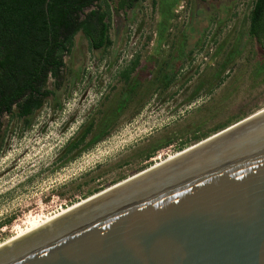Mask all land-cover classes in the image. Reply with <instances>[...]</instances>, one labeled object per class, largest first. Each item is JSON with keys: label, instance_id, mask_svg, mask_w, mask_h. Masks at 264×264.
<instances>
[{"label": "rangeland", "instance_id": "obj_1", "mask_svg": "<svg viewBox=\"0 0 264 264\" xmlns=\"http://www.w3.org/2000/svg\"><path fill=\"white\" fill-rule=\"evenodd\" d=\"M115 2L110 46L90 49L75 34L57 102L46 100L28 128L1 118L0 244L264 108V40L247 35L252 0H137L121 10ZM134 58L126 84L120 72ZM161 73L173 74L165 87ZM107 117L99 141L56 160L70 138L89 122L88 138L97 134Z\"/></svg>", "mask_w": 264, "mask_h": 264}, {"label": "water", "instance_id": "obj_2", "mask_svg": "<svg viewBox=\"0 0 264 264\" xmlns=\"http://www.w3.org/2000/svg\"><path fill=\"white\" fill-rule=\"evenodd\" d=\"M0 264H264V112L1 246Z\"/></svg>", "mask_w": 264, "mask_h": 264}, {"label": "trees", "instance_id": "obj_3", "mask_svg": "<svg viewBox=\"0 0 264 264\" xmlns=\"http://www.w3.org/2000/svg\"><path fill=\"white\" fill-rule=\"evenodd\" d=\"M135 1L116 0L113 7L127 9ZM111 8L110 0H0V127L1 118L7 116L16 118L23 128H28L32 115L46 100L57 102L66 68L64 58L71 53L75 34L81 33L90 49L102 50L110 46ZM247 20L248 37L263 45L264 0H252ZM179 51L183 54L182 47ZM239 52L236 46L230 49L224 63ZM261 63L264 65V59ZM135 66L136 58L120 72L126 84ZM78 71V68L72 70V78ZM172 77L171 73H161L160 85L167 86ZM134 86L130 85L123 92L115 113L127 102ZM110 122L111 117H107L101 123V130L88 138L93 126L89 122L62 146L56 160L73 159L91 147L101 139ZM1 141L0 132V147Z\"/></svg>", "mask_w": 264, "mask_h": 264}, {"label": "bare ground", "instance_id": "obj_4", "mask_svg": "<svg viewBox=\"0 0 264 264\" xmlns=\"http://www.w3.org/2000/svg\"><path fill=\"white\" fill-rule=\"evenodd\" d=\"M263 112H264V108H262L260 111H258L257 113H255V114L252 115L251 117H248V119H245L244 121H242V122H240V123H237V124L233 125L232 127H229L228 129H226V130H224V131H222V132H220V133H218V134H216V135L213 134L211 137H209L208 139H206V140H204V141L201 140V143H198L197 145L194 144V145H192V146H189L188 148H186V149H184V150H182V151H179L178 153H176V154H174V155H172V156H169V157L166 158L164 161H161L160 163H157V164L153 165V166L150 167L148 170H147V169H146V170H143V171L140 172V174H139V173H138V174H135V175L132 176V178H130V179H129V178L124 179V180H122V181H120V182H118V183L112 185L111 187L106 188V189H104V190H102V191L96 193V194H98V195L94 194L95 196H94V195L90 196V197H89L90 199H89V198H88V200L86 199L87 201H86V200H84L85 202H82V201H81L82 203L79 202V203H77V204H75V205L69 207L68 209L65 210V212H61L59 215H57V216H55V217H53V218H48V220L45 221V222H43L42 224H38L37 226L30 228L28 231H26V232H22V233H21L20 235H18L17 237H14L13 239H11V240H9V241L0 244V247L3 246V245H5V244H7V243H9L10 241H12V240H14V239H16V238L22 236V235H25V234H27V233H29V232H31V231H33V230H35V229H37V228L43 226L44 224H46V223H48V222H50V221H52V220H54V219H56V218H58V217H60V216H62V215H64V214H66L67 212H70V210H73L74 208H77L78 206H81L82 204H85V203L88 202V201L94 200V199H96V198H98V197H100V196H102V195H104V194H106V193H108V192H110V191H112V190H114V189H116V188H118V187H120V186H122V185H124V184H126V183H128V182H130V181H132V180H134V179H136V178H138V177H140V176H142V175H145V174H147V173H149V172H151V171H153V170L159 168L160 166H162V165H164V164H166V163H168V162L174 160L175 158H177V157H179V156H181V155H183V154H185V153H187V152H189V151H191V150H193V149H195V148H197V147H199V146H201V145H203V144H205V143H207V142H209V141H211V140H213V139H215V138H217V137H219L220 135H222V134H224V133L230 131L231 129H233V128L239 126V125H241L242 123L246 122L247 120H250L251 118H254L255 116H257V115H259V114H261V113H263Z\"/></svg>", "mask_w": 264, "mask_h": 264}]
</instances>
